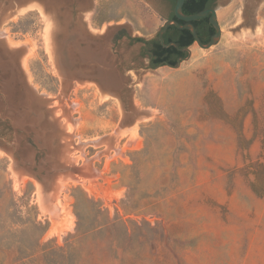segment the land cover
Wrapping results in <instances>:
<instances>
[{
  "label": "rangeland",
  "instance_id": "obj_1",
  "mask_svg": "<svg viewBox=\"0 0 264 264\" xmlns=\"http://www.w3.org/2000/svg\"><path fill=\"white\" fill-rule=\"evenodd\" d=\"M169 11L0 0V264H264V0L152 67Z\"/></svg>",
  "mask_w": 264,
  "mask_h": 264
},
{
  "label": "flooded vegetation",
  "instance_id": "obj_2",
  "mask_svg": "<svg viewBox=\"0 0 264 264\" xmlns=\"http://www.w3.org/2000/svg\"><path fill=\"white\" fill-rule=\"evenodd\" d=\"M176 1L177 0H160L161 6H164L165 8H166V6H168L170 8L169 13L166 15L165 21L175 19L181 25H186V24H188V22L184 19L178 18L175 14ZM218 1L219 0H200V2H201L199 5L200 9L199 10H193V11H191V10L189 11L183 5L182 12L185 15H192V14H195L197 12L204 11V10H211V9L217 10ZM184 4H185V2H184ZM211 15H212V13L209 12L206 16L191 21V23H193V25L196 27V31H197V34L199 37H209V39H211V37L216 33V29L211 22ZM173 26H176V25L175 24L169 25V27L166 29V31L163 33L162 36L166 37L168 39L170 37H174L172 40L175 41V39H176L175 37H180V32L175 30L173 28ZM121 35H122L121 33H118L114 37H122ZM155 37L157 38L156 40H159L163 44L164 38H163V42H162V40L159 38L160 37L159 33ZM168 44H169L168 46L171 45V43H168ZM146 45H147V43H146ZM144 51H147V55L150 58V63H152L156 56L152 55L151 46L147 45V47H145ZM179 51L188 53L186 47H179ZM180 57H181V55L179 53L173 52V54L170 56V59H176L178 61ZM166 61L167 60L162 62V64L167 65ZM162 64H155V65H151V66L152 67H159V66H163Z\"/></svg>",
  "mask_w": 264,
  "mask_h": 264
},
{
  "label": "trees",
  "instance_id": "obj_3",
  "mask_svg": "<svg viewBox=\"0 0 264 264\" xmlns=\"http://www.w3.org/2000/svg\"><path fill=\"white\" fill-rule=\"evenodd\" d=\"M200 0H185V4L184 6L186 7V9H188L189 11H193V10H199L200 7ZM173 28L175 30H177L178 32H180V37H175V41L172 40L174 37H170L169 39L166 37L164 38V43L168 44V43H176L178 44L179 47H189L191 46L194 41L195 38L193 36V33L190 29L187 28H179L177 26H173ZM137 41H143L146 42L147 45L151 46V51H152V55L156 56L155 59L153 60V62L151 63V65H155V64H162V62H164L165 60H167V64H171L173 66H176L178 61L176 59H170V56L174 53H179L181 55V57H187L188 53L186 52H181L179 51V48L176 47L175 45L171 44L170 46H165L163 45L159 40H156L157 38H153L150 40H146L143 37H136L135 38ZM200 39L202 40L203 43H207L209 42V37H200ZM147 51H145L146 53ZM256 165H258V170L259 173H257L258 179L264 177V163H257Z\"/></svg>",
  "mask_w": 264,
  "mask_h": 264
},
{
  "label": "water",
  "instance_id": "obj_4",
  "mask_svg": "<svg viewBox=\"0 0 264 264\" xmlns=\"http://www.w3.org/2000/svg\"><path fill=\"white\" fill-rule=\"evenodd\" d=\"M184 2H185V0H177L176 1L175 14H176V16L178 18H181V19L186 20L188 22V24L181 25L175 19L174 20H167V21H165V23L163 25V28L159 32V36H160L159 38L163 42V36H162L163 33L166 31V29L169 27V25L175 24L179 28H187V29H190L192 31V33H193L194 38H195L194 43L197 42L201 47H211L213 44L216 43V41L219 39V37L221 36V33H222L221 26L218 23V19H217V10H215V9L204 10V11H200V12H197L195 14H192V15H185L182 12V8H183V5H184ZM209 12L212 13V15H211V22H212V24L214 25V27L216 29V33L211 37V39L209 40V42L203 43L202 40L200 39V37L197 34L196 27L193 25V23H191V21L192 20L199 19V18H202V17L206 16ZM163 44L165 46H168L169 45V44H165L164 42H163ZM171 44H173V45H175L176 47L179 48L178 44H176V43H171ZM189 48H190V46L189 47H186L187 50ZM184 59H186V57L185 58L184 57H180L179 60H178V63H180ZM162 65H164V64H162ZM167 65L172 66V67H175V66H173L171 64H167ZM100 70L101 71H100V74H99L98 77H99V80L103 84L110 85V86H113V87H118V88L120 87L121 80H120V78H119V76L117 74L112 73V72L105 73L104 70H102V69H100ZM115 78H118V80H119V83L118 84L115 82V80H116ZM45 177H47V176H45ZM44 179H45V181H47L46 178H44Z\"/></svg>",
  "mask_w": 264,
  "mask_h": 264
},
{
  "label": "bare ground",
  "instance_id": "obj_5",
  "mask_svg": "<svg viewBox=\"0 0 264 264\" xmlns=\"http://www.w3.org/2000/svg\"><path fill=\"white\" fill-rule=\"evenodd\" d=\"M25 9H26V8H25ZM115 82H116V83H119V80H118V78H117V80H116ZM115 82H114V83H115Z\"/></svg>",
  "mask_w": 264,
  "mask_h": 264
}]
</instances>
